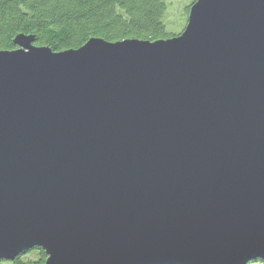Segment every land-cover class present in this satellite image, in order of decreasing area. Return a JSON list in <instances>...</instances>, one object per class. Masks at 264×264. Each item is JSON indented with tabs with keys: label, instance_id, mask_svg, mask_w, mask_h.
<instances>
[{
	"label": "water",
	"instance_id": "1",
	"mask_svg": "<svg viewBox=\"0 0 264 264\" xmlns=\"http://www.w3.org/2000/svg\"><path fill=\"white\" fill-rule=\"evenodd\" d=\"M0 50V259L264 260V0L176 36Z\"/></svg>",
	"mask_w": 264,
	"mask_h": 264
},
{
	"label": "trees",
	"instance_id": "2",
	"mask_svg": "<svg viewBox=\"0 0 264 264\" xmlns=\"http://www.w3.org/2000/svg\"><path fill=\"white\" fill-rule=\"evenodd\" d=\"M194 1L186 7L187 17ZM167 7L165 0H0V50L15 49L18 34L33 35L35 46L55 52L77 49L91 38L109 42L171 38L182 31L167 30L171 10ZM44 258L41 249L33 248L14 260L0 259V264H42ZM256 263L264 260L247 262Z\"/></svg>",
	"mask_w": 264,
	"mask_h": 264
},
{
	"label": "rangeland",
	"instance_id": "3",
	"mask_svg": "<svg viewBox=\"0 0 264 264\" xmlns=\"http://www.w3.org/2000/svg\"><path fill=\"white\" fill-rule=\"evenodd\" d=\"M171 10L168 19L165 20L166 28L168 31L178 33L185 27L187 20L186 7H188L192 0H165ZM167 7V9H168ZM261 264V263H256Z\"/></svg>",
	"mask_w": 264,
	"mask_h": 264
},
{
	"label": "bare ground",
	"instance_id": "4",
	"mask_svg": "<svg viewBox=\"0 0 264 264\" xmlns=\"http://www.w3.org/2000/svg\"><path fill=\"white\" fill-rule=\"evenodd\" d=\"M191 7V6H190ZM188 18V17H187ZM186 23H187V21H186ZM186 25V24H185Z\"/></svg>",
	"mask_w": 264,
	"mask_h": 264
}]
</instances>
